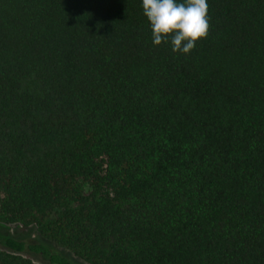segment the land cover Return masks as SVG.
I'll return each mask as SVG.
<instances>
[{"label":"trees","instance_id":"trees-1","mask_svg":"<svg viewBox=\"0 0 264 264\" xmlns=\"http://www.w3.org/2000/svg\"><path fill=\"white\" fill-rule=\"evenodd\" d=\"M208 17L184 55L141 0H0V223L88 264H264V0ZM41 236L0 264H72Z\"/></svg>","mask_w":264,"mask_h":264},{"label":"clouds","instance_id":"clouds-1","mask_svg":"<svg viewBox=\"0 0 264 264\" xmlns=\"http://www.w3.org/2000/svg\"><path fill=\"white\" fill-rule=\"evenodd\" d=\"M153 46L166 43L188 55L209 27L208 0H141Z\"/></svg>","mask_w":264,"mask_h":264},{"label":"rangeland","instance_id":"rangeland-1","mask_svg":"<svg viewBox=\"0 0 264 264\" xmlns=\"http://www.w3.org/2000/svg\"><path fill=\"white\" fill-rule=\"evenodd\" d=\"M85 189L88 191L89 186L85 184ZM5 236H14L18 238L25 239L27 241L33 240V239H39L41 236L39 232L37 231L35 226L29 225V226H23L17 223L13 224H4L0 223V239H2ZM52 249L62 253L65 255L72 264H88L85 261L81 260L77 256H75L70 250L66 249L65 247L41 236ZM22 255L29 257L34 262L38 264H51L48 260H46L44 257H42L39 254H33L29 252H23Z\"/></svg>","mask_w":264,"mask_h":264}]
</instances>
